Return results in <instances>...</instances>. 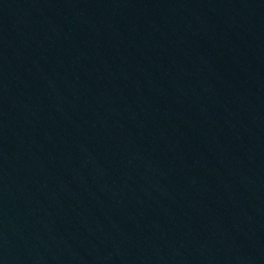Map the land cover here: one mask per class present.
Returning a JSON list of instances; mask_svg holds the SVG:
<instances>
[{
	"label": "water",
	"instance_id": "1",
	"mask_svg": "<svg viewBox=\"0 0 264 264\" xmlns=\"http://www.w3.org/2000/svg\"><path fill=\"white\" fill-rule=\"evenodd\" d=\"M0 264H264V0H0Z\"/></svg>",
	"mask_w": 264,
	"mask_h": 264
}]
</instances>
